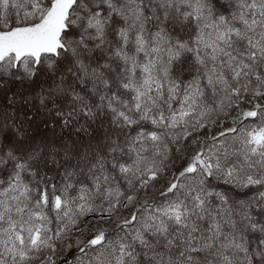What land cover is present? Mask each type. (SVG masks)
I'll return each mask as SVG.
<instances>
[{"label":"snow or ice","instance_id":"6c2138e0","mask_svg":"<svg viewBox=\"0 0 264 264\" xmlns=\"http://www.w3.org/2000/svg\"><path fill=\"white\" fill-rule=\"evenodd\" d=\"M0 264H264V0H0Z\"/></svg>","mask_w":264,"mask_h":264}]
</instances>
